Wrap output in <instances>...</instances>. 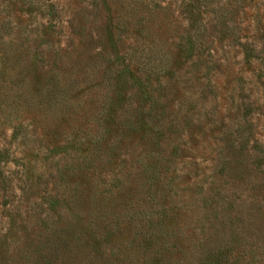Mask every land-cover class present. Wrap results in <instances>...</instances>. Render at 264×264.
<instances>
[{
  "label": "rangeland",
  "instance_id": "rangeland-1",
  "mask_svg": "<svg viewBox=\"0 0 264 264\" xmlns=\"http://www.w3.org/2000/svg\"><path fill=\"white\" fill-rule=\"evenodd\" d=\"M0 264H264V0H0Z\"/></svg>",
  "mask_w": 264,
  "mask_h": 264
},
{
  "label": "trees",
  "instance_id": "trees-1",
  "mask_svg": "<svg viewBox=\"0 0 264 264\" xmlns=\"http://www.w3.org/2000/svg\"><path fill=\"white\" fill-rule=\"evenodd\" d=\"M191 48H193V47H191Z\"/></svg>",
  "mask_w": 264,
  "mask_h": 264
}]
</instances>
